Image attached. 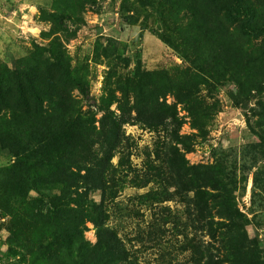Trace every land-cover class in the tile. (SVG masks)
<instances>
[{
    "label": "rangeland",
    "instance_id": "1",
    "mask_svg": "<svg viewBox=\"0 0 264 264\" xmlns=\"http://www.w3.org/2000/svg\"><path fill=\"white\" fill-rule=\"evenodd\" d=\"M245 1L254 6V23H264V0ZM234 2L77 0L64 16L59 0H0L3 98L12 105L21 100L16 70L27 64L38 87L72 99L96 127L106 114L119 123L123 142L107 168L114 172L113 192L80 193L103 204L106 223L143 264H183L193 236L224 258L196 198L205 189L202 198L218 220L206 193L216 192V182L234 197L264 261V30L246 37L244 17L232 22L224 14ZM55 50L65 53L68 74L51 59ZM9 108L0 102V127L9 133L1 136L0 128V174L15 161ZM145 110L164 116L151 121ZM95 144L100 153L102 144ZM196 176L208 180L194 186ZM4 204L0 264H47L31 251L56 233L54 222L34 215L22 199L7 196ZM84 235L96 244L92 219ZM13 238L18 248L11 247Z\"/></svg>",
    "mask_w": 264,
    "mask_h": 264
},
{
    "label": "trees",
    "instance_id": "2",
    "mask_svg": "<svg viewBox=\"0 0 264 264\" xmlns=\"http://www.w3.org/2000/svg\"><path fill=\"white\" fill-rule=\"evenodd\" d=\"M75 1L59 0L64 16L75 10L76 6L72 7ZM223 10L232 22H240V17H244L241 25L246 37L255 35L256 28L264 30V23H254L256 13L248 1L235 0ZM50 57L69 73L65 53L51 51ZM16 73L20 75L21 100L12 105L0 94V102L11 107L12 124L9 127L14 135L11 144L16 149L14 163L0 174V207H5L7 196L15 202L22 199L34 215L46 214L57 229L38 252L32 250L31 254L37 262L44 260L47 264H143L137 255H133L118 231L106 223L103 204L86 201V193H80V188H85L86 192H113L114 172L107 168L113 150L123 142L119 123L106 114L100 120V126L96 127V121L89 112L74 110L72 99L52 95L54 87H38L34 83L37 74L32 66L25 64V68L17 69ZM148 76L151 79V74ZM28 91L35 95L33 99L27 97ZM137 103L140 105L143 100L139 99ZM145 113L151 115V121L164 116L163 112L157 111L145 110ZM0 128L1 136L9 134L4 125ZM97 142L103 146L100 153L95 149ZM205 178L196 176L192 183L202 186L199 182L207 181ZM211 189L216 192L206 193L215 202L218 220L212 216L208 200L204 202L202 198L205 189H199L196 198L201 210L208 214L203 220L209 226L211 237L220 242L224 258L220 259L193 236L188 240L190 257L183 264H264L257 252V243L248 237L247 223L236 209L234 197L226 186L218 182L211 185ZM89 219L97 228L94 245L84 235L85 223ZM9 241L11 247L20 246L15 238Z\"/></svg>",
    "mask_w": 264,
    "mask_h": 264
}]
</instances>
